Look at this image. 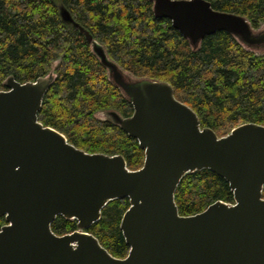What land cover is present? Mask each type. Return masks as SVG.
I'll return each mask as SVG.
<instances>
[{"label":"water","instance_id":"water-1","mask_svg":"<svg viewBox=\"0 0 264 264\" xmlns=\"http://www.w3.org/2000/svg\"><path fill=\"white\" fill-rule=\"evenodd\" d=\"M148 1L153 16L169 20L192 52L225 32L245 51L264 55V25L254 28L207 0ZM58 13L84 36L108 82L132 106L128 117L105 109L94 119L135 139L144 160L130 170L121 155L87 153L38 121L57 62L34 81L8 76L0 89V264H264V126L242 123L219 137L201 127L169 83L130 74L66 8ZM202 170L228 184L233 202L181 216L176 189L186 174ZM121 199L129 204L119 223L129 249L115 258L86 230ZM58 216L75 221L76 230L55 235Z\"/></svg>","mask_w":264,"mask_h":264},{"label":"trees","instance_id":"trees-1","mask_svg":"<svg viewBox=\"0 0 264 264\" xmlns=\"http://www.w3.org/2000/svg\"><path fill=\"white\" fill-rule=\"evenodd\" d=\"M207 1L215 10L246 17L254 28L264 25V0ZM59 6L121 68L169 83L201 127L221 137L242 123L264 126V55L245 51L225 32L206 37L192 52L169 20L153 16L148 0H0V89L8 76L19 83L34 81L57 62L37 117L74 147L121 155L130 170L139 169L144 160L135 139L94 119L95 112L105 109L128 117L132 106L108 82L84 36L61 21ZM174 200L179 215L190 216L216 201L232 203L233 197L222 178L202 170L182 178ZM128 206L127 199L108 203L100 220L86 230L115 258L128 253L119 229ZM4 224L0 217V227ZM51 230L65 235L76 230V222L58 216Z\"/></svg>","mask_w":264,"mask_h":264}]
</instances>
